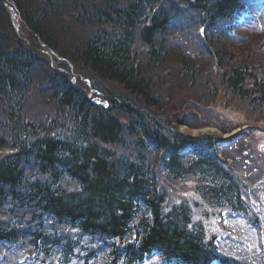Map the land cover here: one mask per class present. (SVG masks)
<instances>
[{
  "label": "trees",
  "instance_id": "trees-1",
  "mask_svg": "<svg viewBox=\"0 0 264 264\" xmlns=\"http://www.w3.org/2000/svg\"><path fill=\"white\" fill-rule=\"evenodd\" d=\"M12 1L32 36L54 51L57 43L42 27L48 15L69 8L85 27L94 26L95 32L67 59L104 83L118 86L119 93L112 90L109 95L115 109H104L93 105L67 75L50 71L44 91L63 113L66 128L60 126L55 132L53 125L43 127V120L26 117L31 112L29 91L39 71L29 78L30 69L43 60H39L35 46H27L14 36L3 10L4 0H0V31L4 39L14 43V47L0 51V215H8L7 220L0 216V239L15 243L27 237L34 250L42 247L47 252L52 247L62 252L73 241L69 236L58 240L57 229L52 234L46 232L45 227L53 223L77 230L78 237L119 240L122 249L128 238L135 237L133 248L138 256L155 248L182 264L204 263L208 252L200 230L188 227L191 214L185 207L163 208L164 190L159 189V175L148 161L154 152H163L162 167L175 179L192 175L200 183L201 197L213 206H237L240 188L211 157H200L186 167L177 155L184 137L175 129L163 132L147 113L139 111V105L156 116L164 111V95L155 92L162 88L164 78L144 75L142 68L165 70L166 37L181 11L159 6V0H42L40 9L34 0ZM97 1L101 4L95 5ZM178 1L193 4L203 23L221 21L240 0ZM137 41L146 49L141 63L134 58L140 56L134 55ZM217 42L220 40L212 44ZM212 56L218 64V82L212 80L209 65L204 68L201 64L198 69L188 58L180 61L182 78L192 86L196 73L207 69L211 95L220 85L224 96L245 103L248 111L264 117V67L254 69L258 61L248 55L233 66L234 58L225 46L214 49ZM19 87L22 91L14 92ZM175 112L171 108L163 117L180 124ZM133 115L136 120L132 123ZM4 116L8 122L2 123ZM2 130L7 134H1ZM141 207L153 217L138 219L134 211Z\"/></svg>",
  "mask_w": 264,
  "mask_h": 264
},
{
  "label": "rangeland",
  "instance_id": "rangeland-1",
  "mask_svg": "<svg viewBox=\"0 0 264 264\" xmlns=\"http://www.w3.org/2000/svg\"><path fill=\"white\" fill-rule=\"evenodd\" d=\"M6 1V0H5ZM9 1V0H7ZM42 0H34V3L38 5L37 9L43 8V2ZM127 1V0H123ZM161 3L164 0H160ZM169 1V0H167ZM10 4L12 9H14V5L12 2H8ZM101 2L97 1L95 5H100ZM34 4H32L33 6ZM94 6V5H93ZM95 7V6H94ZM9 8H6V12ZM74 12L71 9H67L65 11L62 10V12L57 13L53 16H47V19L43 22L42 27L46 29L48 32V36L52 41H55L57 43V51L60 55L56 54L53 51H49L48 49H44V52H47V54H44L42 50L36 48L38 51H41L46 57L47 61L44 63L41 61L37 68H40L41 70L38 71V73H35L33 77V83H39V87L32 89L30 93L28 108L30 107L31 112H29L26 117H34L36 121H39L43 119L45 114L47 113H53V109L56 108L54 105L47 104L45 102V99H47L46 93H41L45 90V76L52 70H55L60 63H66L68 65L69 61L63 57H67L70 53H73L74 49L79 46V44L82 42L85 37L92 35L96 28L94 26L85 27V24H81L78 18L72 16ZM187 15H190L194 17V22L197 21L196 14L195 13H189ZM186 18V17H185ZM183 19H178L176 22H173V24L177 23V25L186 26L187 21ZM14 24L19 25V32L15 33L18 37H22L28 44L30 45L32 42V38L30 37V34L26 31L25 26L21 22H17V20L14 22ZM16 36V37H17ZM191 36L194 38V33L192 32ZM175 39V42H171ZM171 41H169L166 45V47L170 44L169 47L165 50V55L163 60L167 61L163 65L164 71L154 70L156 69L151 66H146L142 68V72L144 75H151L152 78H164V83L161 84L162 88H156L155 92L159 95H164L165 98V107H163L164 111H162V114L164 116H167V111H169L171 108L174 110H177L179 106L182 104L194 100L196 97L197 99H200L201 103L204 104L206 107H208V110L203 111V113H199L197 111V108L193 107L191 109V114H186L184 117H187L189 119V127L188 128L182 127L181 132L185 134H191L193 136L203 135V134H209V135H219V132L217 131L216 127L208 126V127H195V125L200 124L202 122H206V124H209V122H215L218 120L219 115L221 114V118L219 120V125H223V123H228L236 125V128L242 129V127L248 128H257L264 131V117L257 115L256 112L251 113L248 111V106L243 103L236 101L235 99H229L227 96L223 95L222 87L219 85L218 90L215 94H212V90L210 89V85L206 83V85L202 86L205 77H206V71L204 73H200L197 75V78L195 80L194 86H189L187 81L182 78L181 72H180V61L185 60L186 58L183 56V52H186V47L188 46L192 51H199L198 48V42L197 43H189L185 40H181V37L173 38ZM9 42L10 40L7 39ZM199 41V39L197 38ZM11 43V42H10ZM38 43V42H37ZM177 45H175V44ZM40 44V43H39ZM42 45V44H41ZM183 45V48L182 46ZM185 45V46H184ZM248 45V46H246ZM220 46H225L227 50L231 53L232 57L234 58V62H232V65L242 62L243 58L248 56H251V60L258 61L257 64H254V69H257V67H264V37H257L253 36L249 39L248 44H241L240 46L236 45H228V42L220 41L215 44H212L211 49H218ZM246 46V47H245ZM134 55H143L141 56L142 59L145 57L146 50L143 45H141L140 42H136L134 45ZM56 51V52H57ZM38 53V52H36ZM63 56V57H62ZM140 56H135L134 58L139 59ZM198 56V54H197ZM40 57L43 59L44 56L41 54ZM211 56L209 55L208 58ZM45 59V58H44ZM192 60V59H191ZM198 59L196 57V60ZM190 63L189 61H186ZM212 62V59L210 58L207 60L206 65L210 64ZM71 70L74 73L80 74L86 78H90L94 81L95 84L107 89V90H115L117 93H119L118 86L114 84H107L99 81L97 78H95L92 75H88L85 72L82 67L76 65L75 67L73 65H70ZM42 68L44 69V74H42ZM153 68V69H152ZM172 70V71H171ZM171 71V74H168V72ZM256 72L258 70H255ZM214 73V72H213ZM165 74V75H164ZM212 80L215 82H218V73L214 74L212 77ZM81 83V82H79ZM38 92L39 95L35 94V92ZM41 96H44L41 98ZM42 99V100H40ZM195 103V102H191ZM200 109H202L201 105ZM189 103L184 105L182 108V112H180L178 115L183 116L184 111L189 108ZM216 110L217 113H216ZM42 114V115H41ZM202 114L205 118H203ZM218 114V115H216ZM68 117V115H66ZM183 117V118H184ZM223 118V119H222ZM255 119V120H254ZM170 121L169 119H167ZM254 120V121H253ZM2 123H5V121L8 122V119L4 116L2 117ZM235 121L236 123H234ZM238 123V124H237ZM261 131L259 134L261 137H264V132ZM2 133H6V130H2ZM252 132H250L251 134ZM253 138V137H252ZM130 152V149H128ZM127 150V151H128Z\"/></svg>",
  "mask_w": 264,
  "mask_h": 264
},
{
  "label": "bare ground",
  "instance_id": "bare-ground-1",
  "mask_svg": "<svg viewBox=\"0 0 264 264\" xmlns=\"http://www.w3.org/2000/svg\"><path fill=\"white\" fill-rule=\"evenodd\" d=\"M42 24H43V23H42ZM2 34H3V32L0 31V51H1V49H4V48L9 47V46H10V47H11V46L14 47V43H13L12 41H10V42H11V43H10L6 38L4 39V37H3ZM212 42H213V41L208 42L210 46H212ZM31 56L34 57L33 55H31ZM37 67H38V66H37V62H36V64L33 65V66L31 67V69H30L29 78H31V77L34 75L36 69L39 70V71L41 70L40 68H37ZM21 91H22V88H20V87H19V91H18V90H17V91L14 90V92H16V93H17V92H21ZM126 94H127V93H126ZM0 95H1V94H0ZM127 95H128V94H127ZM128 96H129V95H128ZM110 97H111V96H109V98H110ZM126 99H127V100H130V101L132 100L131 97H129V98L127 97ZM132 101H133V100H132ZM126 103H129V101H127ZM130 105H131V106H134V107L137 106L136 104H133V103H131ZM110 108L115 109L113 106H111ZM139 108H140L139 111H142V112L147 113V112L143 109V108H144L143 105H139ZM132 117H133V119H131V120H132V123H133L136 119H135V116H134V115H133ZM130 122H131V121H130ZM159 126H160V125H159ZM160 127H161V126H160ZM67 139H68V138H67ZM179 150H180V148H178V150H177V154H178V151H179ZM0 241H2V239H0Z\"/></svg>",
  "mask_w": 264,
  "mask_h": 264
}]
</instances>
